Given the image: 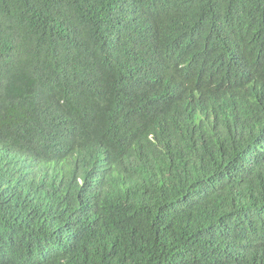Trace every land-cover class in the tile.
Here are the masks:
<instances>
[{"label": "trees", "instance_id": "obj_1", "mask_svg": "<svg viewBox=\"0 0 264 264\" xmlns=\"http://www.w3.org/2000/svg\"><path fill=\"white\" fill-rule=\"evenodd\" d=\"M0 264H264V0H0Z\"/></svg>", "mask_w": 264, "mask_h": 264}, {"label": "clouds", "instance_id": "obj_2", "mask_svg": "<svg viewBox=\"0 0 264 264\" xmlns=\"http://www.w3.org/2000/svg\"><path fill=\"white\" fill-rule=\"evenodd\" d=\"M229 73H230L231 75H235V74H236V72H235L234 69H233V70H230ZM176 84H177V83H176ZM224 88H228V85H225L223 88H221V91H222ZM197 92H199V89L197 90ZM193 97H194V95H192L191 97L188 98V100H189V102H190V105H193Z\"/></svg>", "mask_w": 264, "mask_h": 264}]
</instances>
